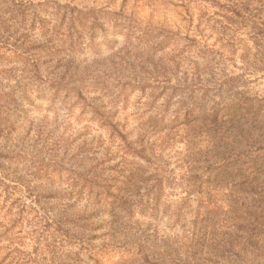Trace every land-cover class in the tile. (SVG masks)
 I'll return each mask as SVG.
<instances>
[{
    "label": "rangeland",
    "instance_id": "374dc122",
    "mask_svg": "<svg viewBox=\"0 0 264 264\" xmlns=\"http://www.w3.org/2000/svg\"><path fill=\"white\" fill-rule=\"evenodd\" d=\"M60 1L69 6L50 4L43 29L30 15L7 24L18 52L0 48V152L12 151L37 210L0 236V253L21 264H132L127 242L152 262L196 264L183 258L197 255L187 246L199 220L217 219L238 179L222 174L234 132L217 148L191 119L261 103V63L241 58L253 42L198 21L213 11L204 3L190 18L175 0Z\"/></svg>",
    "mask_w": 264,
    "mask_h": 264
},
{
    "label": "trees",
    "instance_id": "16d2710c",
    "mask_svg": "<svg viewBox=\"0 0 264 264\" xmlns=\"http://www.w3.org/2000/svg\"><path fill=\"white\" fill-rule=\"evenodd\" d=\"M172 1V0H170ZM209 6L213 11L198 13V21L217 23L221 28L243 30L245 36L254 44V51L248 47L242 49L241 58L252 57L260 61L257 68L264 73V0H175L172 5L181 7L186 14L192 17L190 7L192 5ZM69 6V3L60 0H0V48H5L17 53V47L10 41L13 33L6 31L15 26V20L20 24L28 20L38 23L40 29L45 26V12L48 6ZM117 14L123 15L121 9ZM123 20L131 23L132 19L122 16ZM15 19V20H14ZM120 19V18H117ZM115 19L114 22L118 20ZM14 20V21H12ZM2 31L3 34H2ZM51 41V40H48ZM12 46L13 48H10ZM54 46V45H53ZM35 59V65H37ZM34 63V61L32 60ZM256 70V69H255ZM2 94L0 93V96ZM261 103L252 106L241 104H229L214 106L200 115L192 117L198 120L207 129L215 147H224L227 142L223 137L234 132L233 142L226 152L233 158H228L225 165V175L231 179H238L235 189H231L229 203L217 219L203 218L199 220L198 231L194 233L188 243V248L197 255L195 258L185 256L184 262L196 264H264V132L255 133L253 122L264 127V98ZM190 120V121H191ZM189 121V122H190ZM249 123V124H248ZM260 129V130H261ZM246 137L245 145L244 138ZM260 138V139H259ZM262 141V143H261ZM245 146V148H244ZM0 152V236L12 230L21 222L25 208L37 211L34 205L33 189L17 175L11 164L16 163L15 156ZM218 157V154L216 155ZM223 159V157L221 158ZM96 178V177H95ZM96 179H87L91 185H96ZM223 207V208H224ZM225 215V216H224ZM223 218V219H222ZM227 220L230 225H228ZM131 247L124 242L123 249L134 258L132 264H163L159 261L152 262L149 252L140 245ZM0 244V252L3 249ZM130 247V248H129ZM10 253H0V264H21ZM91 253H89L90 255ZM249 258L246 260V255ZM92 257V255H90ZM95 264H99L93 258ZM24 264V263H22Z\"/></svg>",
    "mask_w": 264,
    "mask_h": 264
}]
</instances>
